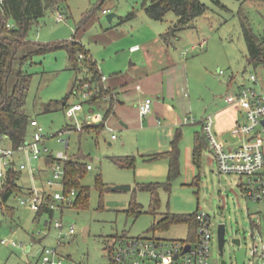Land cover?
<instances>
[{"label":"rangeland","instance_id":"1","mask_svg":"<svg viewBox=\"0 0 264 264\" xmlns=\"http://www.w3.org/2000/svg\"><path fill=\"white\" fill-rule=\"evenodd\" d=\"M219 1L221 4L217 0H202L208 6L207 12L198 18L195 27L182 30L179 38L173 41L189 61V93L193 109L188 115L191 121L181 126L184 133H180V175L169 190L159 188L160 206L156 210L152 206L151 193L140 186L141 183L167 182V160L148 163L142 158L147 152L160 150L155 134L128 132L124 128L111 131L106 127L102 131L75 130L65 133V130L76 126V121L66 115V109L44 112L43 105L62 101L70 94L76 79L84 78L85 72L71 69L65 49L34 56L26 64V69L32 74L27 112L39 121L43 134L48 138L49 155L56 157L63 153L68 158L91 165L92 168L82 179L91 193L86 207H65L63 211L58 210L53 218L49 215L38 218L30 206L20 203L21 193H13L4 202L0 192V264H40V252L45 246L58 247L63 264H113L111 248L122 237H156L185 242L194 230L189 224L174 223L163 229H156L155 224L169 213L197 212H205L212 217L214 239L209 264H222L218 242V225L221 223H225L227 229L224 247L227 264L250 262L251 235L255 231L253 222L263 215V206L245 198L239 185L241 182L235 180L234 175L219 173L217 163L208 150L203 152L201 167L198 168L186 148V144L193 145L188 131L200 129L201 123L198 122L224 105L227 95L241 84L250 86L247 79L251 73L257 74L259 80L254 86L258 90L264 89V67L254 68L248 64L247 43L238 13L242 9L248 15L254 32L260 34L264 30V0ZM68 6L61 21H58L60 12H47L32 27L28 38L43 43L75 38L90 51L94 60L98 59V63H105L111 58L106 46L96 41V35L109 27V13H115L114 23H119L120 17L125 18L134 12L136 17L122 25L140 31L146 29L148 23L165 30L177 19L173 11L163 21L150 19L143 8V0H68ZM85 20L88 21L85 30L76 33L77 27ZM147 30L149 32L150 29ZM221 70L223 74H220ZM105 76L108 78V75ZM83 101L80 94H75L70 96L69 103L73 105ZM94 110V114L99 112V109ZM90 112L93 113L86 105L78 115L79 121L83 123ZM178 128L173 138L178 134ZM231 139L233 142L240 140L237 137ZM62 140H68V145ZM0 144L11 147L6 139H0ZM47 156L43 154L39 159H29L22 153L13 156L17 165L22 162L27 164L20 179L26 191L32 190L28 187L33 186L46 188L51 193L61 191L46 183L54 175L46 162ZM127 157L136 158L135 168L122 165V159ZM6 160L0 157V171H6ZM32 167L34 175L31 174ZM118 185H129L131 188L111 189ZM134 203L139 205L136 212L131 211ZM56 221L64 223V231L73 224L77 229L61 245L57 242L59 231L54 226ZM262 231L264 235V222ZM236 237L241 239V245L233 243Z\"/></svg>","mask_w":264,"mask_h":264},{"label":"trees","instance_id":"2","mask_svg":"<svg viewBox=\"0 0 264 264\" xmlns=\"http://www.w3.org/2000/svg\"><path fill=\"white\" fill-rule=\"evenodd\" d=\"M218 3L221 4L219 0ZM224 6V5H222ZM226 7V6H224ZM68 0H0V136L13 148H18L30 139L33 133L31 125L34 117L30 116L26 109L27 97L32 82V74L26 69L34 56L46 54L52 50L65 49L68 52L71 69L78 73L85 72L84 78H77L69 95L62 101L50 102L43 105L44 112H52L58 109H68L70 96L77 94L82 90L85 82L94 84L95 92L88 100H84V104H97L104 101L108 95L112 96L109 101V109L106 113L109 115L116 101L114 92L105 86L102 81L103 74L98 69L96 61L90 55V51L80 42V40L72 39L65 42L43 43L31 41L28 38L32 27L44 17L47 12L65 14L67 12ZM143 8L146 14L154 21H163L169 12L173 11L177 19L172 21L171 25L161 36L165 43L169 44L179 38V33L188 28L195 27L198 18L203 16L208 6L202 0H143ZM241 28L247 43L248 64L254 68L264 67V30L260 34H256L249 22L248 15L241 9L239 12ZM136 17L134 12L125 18L120 17V22L131 20ZM87 20L77 27V32L85 30ZM115 24L111 22L109 27ZM83 55V57H80ZM75 128V126H74ZM105 128L104 122L88 124L84 122L83 130L102 131ZM202 134H198L194 149V162L198 167L201 166V159L204 149L207 147V140ZM181 134L178 133L171 143V149L166 152L155 153L149 155L146 160L156 161L167 159L169 161V170L167 182H150L141 183V189L149 191L152 195V206L156 210L160 206L158 190L161 187L170 189L173 181L180 175V149ZM122 165L125 167L135 168L136 158L127 157L122 159ZM88 165L80 160L69 158L65 161V177L63 179L62 190L69 195L72 189L76 190V197L71 205H62L65 207H86L89 203L90 188L83 185ZM22 170L9 168L6 175L1 181V196L6 202L13 193H21L30 195L32 190L26 191L20 184ZM43 193L48 194L45 202L41 205L40 210L35 211L36 217L49 215L51 218L56 214V210L50 207L52 201L51 192L44 188ZM139 205L134 203L131 211L136 212ZM196 214H175L169 213L155 224L156 229H163L174 223H186L194 228L190 239L196 236ZM52 222H49L51 225ZM118 240L116 241V243ZM111 248V256L113 260V252Z\"/></svg>","mask_w":264,"mask_h":264},{"label":"built area","instance_id":"3","mask_svg":"<svg viewBox=\"0 0 264 264\" xmlns=\"http://www.w3.org/2000/svg\"><path fill=\"white\" fill-rule=\"evenodd\" d=\"M103 12L108 13L107 10ZM61 20H63V15L60 13L58 21ZM195 48L194 46L193 49ZM80 57H83V55H80ZM223 73V70H221L220 74ZM106 79L107 77L103 75L102 81L104 82ZM248 81L251 83L250 86L243 84L226 97L228 104L236 106L243 115L242 122L238 123L232 130L234 136L244 139L239 146L228 148L218 138L215 132L213 114L205 116L202 119V124L219 173L240 177L245 198L253 203L261 204L264 208V89L258 90L254 86L259 83L257 74L251 73ZM95 90L94 84L85 82L79 94L84 100H88ZM111 99L112 96L108 95L104 98V101L109 102ZM152 104L153 100L151 98H147L142 102L140 112L143 116L152 111ZM86 105L89 106L90 104L80 102L68 107L66 115L76 121V126L65 130V133L83 130L85 121L88 124L104 122L105 119L102 114L89 113L86 120L81 123L78 115L84 111ZM189 121H191V118H186V122ZM31 125L34 130L30 139L18 148L3 147L0 144V157L7 158L5 162L6 171H0V180L6 175L9 168L27 169L26 163L16 164L13 158L16 153L26 154L29 159H39L43 154H47L50 157V167L54 175L52 179L48 178L46 183L48 186H56L62 191L51 193L50 207L56 211L62 210V205H71L77 194L75 189H72L69 195H66L62 190V181L65 177V161L69 158L63 153H59L56 157L49 155V148L46 145L48 138L43 134L39 121L34 118ZM113 138H116V136L113 135ZM0 139L5 140L2 136H0ZM62 141L68 145V140ZM88 168L91 169V165H88ZM47 195L42 190L32 189L30 195H24L20 198V203L30 206L34 211H38L45 202ZM257 219V222H253L255 231L251 235L253 241L250 245L251 260L248 264H264V235L262 231L264 209L263 215L258 216ZM196 224L195 239L189 237L185 242L156 237H122L116 243L113 252V264H209L211 244L214 239L212 217L205 212H197ZM54 226L59 231L58 245H61L66 237L75 234L77 230L73 224L68 227L67 231H64L62 221H56ZM13 244L16 243L13 242ZM188 245H190V249L185 252ZM40 255V264H63V258L59 254L58 247L45 246L42 248Z\"/></svg>","mask_w":264,"mask_h":264},{"label":"crops","instance_id":"4","mask_svg":"<svg viewBox=\"0 0 264 264\" xmlns=\"http://www.w3.org/2000/svg\"><path fill=\"white\" fill-rule=\"evenodd\" d=\"M115 17L112 21L115 26L108 27L96 35V41L106 46V52L111 55V58L105 63H98L96 58L95 61L101 73L108 75L104 84L114 92L116 101L109 115L106 114L109 109L107 101L89 105V108L92 112H95L94 109H99L97 113L104 116L105 127L111 131H115L116 128H124L128 132L143 131L150 135L155 134L160 150L147 152L143 154L142 158L148 163L167 160L148 161L146 159L149 155L169 151L171 143L176 137L175 135L173 138L175 130L178 127V133H184L181 126L186 124V118H189L188 115L193 109L189 93L191 90L189 61L184 58L182 51L174 42L167 44L163 41L161 35L167 31L169 26L164 30L148 23L146 29L142 28L140 31L135 27H124L122 24L125 23H114ZM147 28L150 29L149 32ZM229 85L231 86V84ZM147 98L153 100L152 111L143 116L140 106ZM213 115L218 138L228 148L239 146L243 142V138L237 137L240 139L238 142H233L231 139V137H236L232 133L233 128L243 120L239 109L228 104L225 99V104L217 107ZM202 119L198 122L201 123L200 129L193 128L188 131L192 136L193 145L186 144L195 166H197L194 162L196 138L199 133L202 134L204 131ZM83 131L85 130L80 132ZM204 136L206 138L205 133ZM205 150H208L212 155L208 140ZM46 162L50 167L49 156H47ZM167 169L169 170L168 160ZM30 170L34 175V168H30ZM234 176L235 180L242 182L240 177ZM239 185L241 186V183ZM28 188L38 189L35 186Z\"/></svg>","mask_w":264,"mask_h":264},{"label":"water","instance_id":"5","mask_svg":"<svg viewBox=\"0 0 264 264\" xmlns=\"http://www.w3.org/2000/svg\"><path fill=\"white\" fill-rule=\"evenodd\" d=\"M115 16H116L115 13H109L107 15L108 21L112 22L113 18ZM130 188H131V186H129V185H118V186H113L111 189H113V190H127ZM226 241H227V239H226V224L221 223L218 225V242H219V249H220L221 256L224 255V245H225ZM233 243L236 245H241V239L240 238H234ZM189 249H190V245H188L186 247L185 252L188 251ZM223 264H227L225 259H223Z\"/></svg>","mask_w":264,"mask_h":264},{"label":"flooded vegetation","instance_id":"6","mask_svg":"<svg viewBox=\"0 0 264 264\" xmlns=\"http://www.w3.org/2000/svg\"><path fill=\"white\" fill-rule=\"evenodd\" d=\"M226 233H227V229H226ZM236 238H238V237H236ZM227 242V241H226ZM224 247H225V245H224ZM222 258L224 259V255L222 256ZM222 264H223V260H222Z\"/></svg>","mask_w":264,"mask_h":264}]
</instances>
